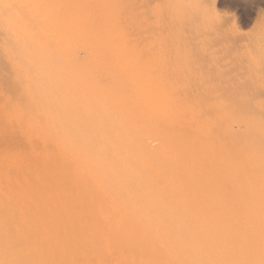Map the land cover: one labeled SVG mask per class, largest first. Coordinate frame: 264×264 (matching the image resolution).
Wrapping results in <instances>:
<instances>
[{"label": "bare ground", "instance_id": "6f19581e", "mask_svg": "<svg viewBox=\"0 0 264 264\" xmlns=\"http://www.w3.org/2000/svg\"><path fill=\"white\" fill-rule=\"evenodd\" d=\"M82 3L83 2L80 0V5ZM84 3H85V1H84ZM75 4H77V3H75ZM78 5H79V2H78ZM83 5H85V4H83ZM54 6H56V5H54ZM57 7H58V4L55 8H57ZM20 8H19V11H20ZM58 8L60 10V6ZM72 8H75V6ZM85 8H86V6H85ZM88 9L90 10V8H88ZM16 12H18V11L16 10ZM60 12H61V10H60ZM68 12L69 13L66 12L67 16L65 15L66 13L65 14L63 13V16H61L62 13H60L61 14L60 15L59 13L57 14V13L53 12V13H50L49 16L46 18V23H48L49 26L51 27V29L54 30L51 36H35V35L29 36L31 34L28 30L29 26L32 27L30 29H33L34 32L39 30L40 25L38 22V16L40 14V11H37V12L35 11L32 18H30L31 20L28 21V23H31V25H29L27 27L28 29H26V30H28L27 32H29L28 36L20 35V37H19L14 32V30H11L13 27L12 28L9 27V23H8V27L10 28L9 30H11V32H14L11 34H14V35L16 34L20 38L19 42L21 44L20 47H21L22 53H20V51H19L20 49H19L18 50L19 51L18 56H16V58L20 57L19 54H21V57H23V60L26 58V60L23 61L22 58L20 57L21 61H23V63L21 62V65H20V66H22V68L20 66L19 67L21 68L20 70H22V71H20L21 83L23 84V87L26 89L27 94H25V95H28V99H26V98H24V99L27 100L29 103L26 104V107H23L25 104L24 105L20 104V101L18 100L19 104L18 103L17 104L22 105V108L23 109L26 108V110H21L19 107L18 108L21 111H23V113H24V111H28L27 105H29V107H30L29 110L31 112H30V116H28V118H29L28 122L31 123V125L34 128L33 131L37 132V135L42 130V134L40 132V135H41L40 138L41 139H39V140L40 141L42 140L44 146L42 145V147H40V144H39V147H38V145L35 143V141L31 140L33 138L31 136V133L27 134L28 136L32 137L31 139L29 137H26L27 139L29 138L28 139L29 143L30 142L32 143V148L30 147L31 144L29 146L30 149L32 150V157L31 158H33V157L37 158V156H40L41 154L43 155L42 159L41 158L38 159L39 161L41 160L40 167L35 169V167H34L35 163L39 165V162L38 163L34 162L33 161V160H35V158H34L33 160L31 159L32 162H34L33 163L34 165L32 163L29 164L30 163L29 160L27 161L26 160L27 158L25 159L26 155L21 156L20 153L16 155L17 157L14 156V158H15L14 159V161H15L14 166H10V168L12 167L11 169L7 167L8 169L6 171H8L9 169L11 171L12 169H14L13 167H15L16 171H19V169L22 167L21 164H23V160H22V162H19V161H21L20 160V159H22L21 157L24 156L23 159H25L27 161V163L29 162L28 164L25 163L26 166L24 165V167H27V169L30 168V170L33 169V167L35 169V171L33 170L35 174H32V172H29V169L27 171L26 168L22 167V169H25L27 172H29L30 174L33 175L32 176L34 178L33 182H29V179L27 178L28 174L26 173V171H25L26 176L24 175L23 180H21V181H19V179L18 180L17 179L12 180L11 179L12 177L11 178L8 177V174L10 175V173H8V174L5 173L8 177V179L6 181L7 182L6 190H3V192L5 193L4 196L6 198L4 204L6 205L7 202L9 203V199H11L13 196H15L16 193L19 194L22 198L25 195L27 197L29 194H31L30 200H31L33 208H30V212L32 210L33 214H34L33 215L34 219L32 220L33 221L32 223H34L33 224L34 228H32V230H31L30 229V227H31L30 223H29V225H27L29 219L27 220L26 226L27 227L30 226L29 227L30 230L27 232L34 230V235H35V236H32V237H34V241H32L33 243L31 244L30 240L32 238L30 240L28 239L29 242L27 240L26 241L24 240V239H27V236H25L26 231H25V233L23 231H21V226H19L20 227L19 231L18 230L16 231V229H15L16 232H14V230L12 229L13 224L11 225L12 228L10 226H8V228L12 229V230H10L7 227L5 228L4 222L1 221L3 226H4L3 228L6 229V230H4L5 232L2 233L3 234L2 236H3V238H5L4 239L5 240L4 245L7 248V251L9 250L12 252L11 249L17 248V251L20 254L19 255L16 254V255L21 256V259H19V260H23L24 258H26L25 256H27V254L28 255L30 254L29 255L30 256L29 260H30V259H32L31 258L32 255H31V253H28V251L29 250L31 251L32 250L31 248H33L34 250H32V254L34 251V255H36V257H38L37 260L39 259L38 261L40 262V264L45 263L47 261L48 262L52 261L53 263L56 262V264L57 263L58 264H65V263L68 264V262H70V263L75 262V264L76 263L77 264H102L103 258L106 259L107 264H264V198L262 199L261 196H259V195L257 196V194L262 189L263 190L261 191V194H264V193H262V192H264V188L259 187V188H261V190L259 189L260 191L258 193H257L258 190L254 191L256 194V196H254V197L253 196L243 197V195H240L242 197L239 200L237 197V200H235L236 198H232V197H234L233 194L230 195L231 189L229 191V194L227 193L228 197L230 196V199L225 198L223 196L224 194H221V197H219V195H215L216 193L214 194V191L215 192L218 191L217 192V194H218L219 191L222 192V190H224V188H223L224 186L222 185L223 184L222 181H224V180L221 181L222 184L220 183L221 184L220 186H218V187L214 186L215 189L213 187H211L212 184H210V183H209L210 186H208L206 181L211 180V178L213 177V174L207 173L206 168H204V164L202 166V163H199L198 161L201 160L200 162H203L202 161V159H203V160H206V162H208V159L212 154H210V156L208 158H206L205 156L208 155L207 153L216 152V151L212 150L213 149L212 146L215 144L214 143L215 141H212V140L209 141V139L207 138L209 144L206 142L205 146H207V144L211 145L210 143L212 142L213 143L211 145L212 149L210 148V150L208 151V148L203 146L205 148V150L207 148L206 151H208V152L203 153L202 155L204 158L200 159V157H202V156L200 155V153L198 154V152H197V148L200 145L198 147H197V145L201 144L203 141L200 142L202 140V138H200L199 135L197 137V134H200L201 133L200 131L203 132L204 129L203 130L201 129V127H200L201 124L200 125H199V123L197 124V122H198L197 121V108H195V107H194V109L191 108L193 105H195L194 103H196L193 96H195V94H197V92L194 89L196 92L195 93L194 90H192L193 88L191 86L194 81L192 82V84L190 81L191 85L188 83V85H190L192 88L190 90V92L191 93L193 92V95H191L190 92H189V94L193 98H191L189 96V99L188 98L185 99L184 94L186 92H184V94L182 93L183 96L180 93H178V91L182 92L185 89L182 91L177 89V92L175 91L177 87L181 88V86L177 85V87H175V90L173 87H171V90H172V88L174 90L172 92L177 93L176 95H178V97L180 96V98H181V99H177L180 101H179V103L177 102L176 107L173 106V109L175 108V110H176V112L175 111H173V112H175L177 114V115L174 114L177 117V119H176L177 126L186 127V131L184 130L183 135H181L179 138L178 136L180 135V133L178 132L179 135L177 134V132L174 133V131H176L177 128L172 125L173 123L171 124L172 126H170L168 124L170 127H172V129L176 128L175 130H173V133L175 135L177 134L176 137H178L179 139H178V143H177L176 140H174L175 136H172V134L169 132L171 134L170 136L173 137V139H172L173 142L169 143V145L167 147L166 146L167 140L165 139L166 142L164 144L166 146L165 148H169V150H173V148H175L181 152H184L187 148L188 149H190V147H193V148L191 149V152L189 153L188 156L186 155V154H188L186 152L188 150L185 151V153H186L185 157H183L184 153L182 154V156H178L179 151L177 150L178 153L177 154L175 153V154L178 157L173 154L174 157L170 156L169 158H171V157L172 158L171 159L168 158L169 160H166L168 155L166 158H164L165 154H163V152H165L166 150H163L164 148L162 149L160 147L156 148L157 146L164 147V145L162 146V144H161V143H164V141L160 142V140L165 138L166 136H164L165 134H163V132H164L163 130H162L163 131L162 133L160 131H158V129H160L159 127L162 124L159 121H162V119H164V118H162L163 114H161L162 116L160 115L161 116V120H160V119H156V118H160V116H159L160 113H158V115L155 113L157 116H159V117H156V115H155V117H154L156 120H159L158 121L159 124L157 126L151 125V124H153L152 117H151V120H152L151 124H149L150 123L149 121H148L149 123L146 122V119L149 118V116H150V112L148 109L149 108V102L147 99L149 96H152V94L148 95V94H150L149 93L150 87L148 84L149 80L143 81L145 78L147 80V77H143L144 79H142V81L144 83L142 84V87H139L140 88V92H139L138 89H136V87H138L139 83H141V82H138V85H135L134 80H137V79L132 80L135 77V75L133 78H130V76H129L130 71L127 72L128 68L126 69V67H125L126 71L120 69V67H119V69H117V68L113 69V67H115V66H113L111 68L112 65H116L115 63H117V60L119 61L117 56H116L117 57L116 60H114L115 58L113 59L114 62L115 61L116 62L114 64H112L111 66H110L111 61L113 63L112 57L110 59L107 56L108 59L110 60V62H108L109 60L107 62H105V60L107 59L106 54L104 55L105 60L102 59L104 57L103 54L106 52L105 51L104 53H102L103 47L105 48V46H106V48L111 49V47H107V45L108 46L114 45V42H115L114 37L116 38L117 36L111 37L112 36L111 34L106 36V38H105V36H101V34H100V36H95V35L91 34L92 32L90 33V30L91 31H92V29L94 30V28H95L94 25L92 28L87 23L86 24L88 25L87 26L88 29H86L87 27L85 29L89 34L85 31L87 33V36L84 35L85 32L82 33V36H81L80 30L83 29V27H85V21L82 22V21L73 19L71 17L72 15L68 16V14H70L71 11L69 10ZM78 12L79 11H77V14L76 13L74 14L76 18L78 16H81V15H78ZM88 13H90V12L88 11ZM88 13L86 14V11H83L81 14L82 15L86 14L85 15V18H86L89 16ZM92 14H94V13H92ZM92 14H90V16ZM99 14H101V13H99ZM94 15L100 16L96 13ZM19 16H20V12H19ZM20 17L18 19H20ZM16 18H17V16L15 15V19ZM102 19L103 18H101V20ZM85 20H87V19H85ZM90 20H91V22L93 20L92 23H95L94 20L99 21V19H92V18ZM23 22L25 23V21H23ZM87 22H90V21L87 20ZM101 22H103V20ZM14 23H15V25H17L16 22H14ZM99 23L100 22H98V25H99ZM114 23L117 24V22H114ZM114 23H113V25H114ZM11 24H13V22ZM4 25L7 26V24H3L2 27ZM23 25H25V24H23ZM23 25L21 24L20 27ZM100 25L102 27L105 26V25H102V23ZM100 25H99V27L101 28ZM11 26H13V25H11ZM95 26H97V24ZM18 27H16V28H18ZM20 27H19V29H20ZM62 28L66 29V30H64L63 32H65V33L61 35L59 33V30ZM115 28H117V27L115 26ZM5 29L8 30V28H5ZM85 29H83V30H85ZM95 29L97 30L98 28H95ZM112 29L113 30L112 31L110 30V32L115 31L114 28H112ZM98 30H100V29H98ZM106 30H108V29H106V26H105L104 32L102 31L103 35H104ZM15 31H17V29ZM18 31H20V30H18ZM21 31H20V34H23L24 31H23V33ZM110 32H108V33H110ZM9 33L10 32H8L6 34V32H5L4 34H6V36L7 35L10 36ZM94 33H95V31H94ZM99 33L98 34L96 33V35H99ZM9 36H7L8 38H6V40H4V41H7V43H9L11 41V40L9 41ZM17 36H15V37H17ZM123 37H124V44L130 43V42H126L127 41L126 39H128V38H126L125 36H123ZM154 37L156 38V36H154ZM157 37H158V40H155L156 42L160 41L159 39H162L161 36H157ZM162 37H164V36H162ZM12 38H13V35H12ZM146 38L144 36V40L146 39L148 41V39H150L151 37L149 38V36L148 37L146 36ZM167 38H168V36H167ZM13 39H15V38H13ZM122 39L123 38H121L120 40L122 41ZM131 39L132 38H130L128 41H130ZM168 39H165V42H167L166 40H168ZM140 40H138V41H140ZM142 40H143V38H142ZM169 40H171V39H169ZM172 40H173V38H172ZM121 41H119V42L121 43ZM161 41H162V43H164L163 39ZM1 42H0V44H1ZM143 42L144 41H142L141 43L143 44ZM152 42L154 43V40ZM156 42H155V44L159 45V43L157 44ZM172 42H175V40ZM131 43H132V41H131ZM141 43H137V45H139L141 47V45H142ZM148 43H149V41H148ZM117 44L118 43H116L115 45L117 46ZM152 44H150L151 47L155 46ZM4 45L5 44H2V46H4ZM134 45L136 46V44H134ZM134 45L132 43V45H130V47L134 46ZM144 45H147V43ZM144 45L141 48L144 49ZM6 46H8V45H6ZM11 46H12V49L14 50V53L15 52L17 53L16 47H14L13 45H11ZM18 46H19V44H18ZM116 46H114L113 49L117 48L118 49L117 51H119V47L121 46V44L118 45V47H116ZM135 46H134V48L137 49L138 46H136V47ZM150 46H149V48H146L148 50V54L150 53L149 51L151 50ZM160 46L162 48L165 47L162 45H160ZM122 47L124 49L125 45H122ZM161 47H159L160 49H158V50H161ZM170 47H172V45H170ZM170 47L168 44V49H170V51H172ZM126 48L128 49V47H126ZM12 49H10V50L12 51ZM108 49H105V50L108 51ZM120 49H121V47H120ZM123 49H121V50H123ZM129 49H130V51L136 50V49H131V48H129ZM129 49H128V54L130 52ZM154 49H157V47ZM147 50H145V51H147ZM3 51H5V50L3 49ZM117 51H115V52L117 53ZM136 51H134V52H136ZM162 51H164V50L162 49ZM7 52H9V51H7ZM134 52H132V53H134ZM141 52H142V50H141ZM151 52L152 53L155 52L153 50V48H152ZM168 52L169 51L167 50V53ZM110 53L112 54L113 52H110ZM116 53H115V55H116ZM132 53H130V54L134 56L135 53L134 54H132ZM170 53H172V52H170ZM119 54H120V52L118 53V55ZM125 54H127V53L125 52ZM157 54H158V52H157ZM159 54H161V53H159ZM166 54H164V55H166ZM115 55H114V57H115ZM145 55H146V52L142 56L143 57L142 59H141V57H139L137 59L138 56L137 57L134 56V57H136L134 59H137V60L141 59L140 60L141 63H142V60L144 59V62H145V58H146V57H144ZM154 55H156V54H154ZM162 55H161V57L164 56V55L163 56ZM111 56H113V55H111ZM151 56H149V58L148 57L147 58L151 61H154V60H152V58L154 57V59H155V56L150 58ZM167 56H168V54H167ZM12 57H15V56H12ZM123 57H125V56L123 55ZM129 57H131V56H129ZM169 57H170V55H169ZM171 57L174 58L175 56L174 55L172 56V54H171ZM177 57H175V58L177 59ZM16 58H15V60H16ZM120 59H123V58L120 57ZM161 59H162V62L164 60H166V58L165 59L161 58ZM167 59H169V58H167ZM172 59H169V60H172ZM174 59L172 60L173 62H174ZM12 60H11V64H12V62H14V58H12ZM17 60H18V58H17ZM16 61H15V63H16ZM121 61H123V60H121ZM156 61H154V62H156ZM177 61H178V59H177ZM126 62H124V64ZM165 62H163V64L167 63V62L166 63ZM15 63H14V65H15ZM130 63H131V61H130ZM137 63H139V62H137ZM141 63H139L137 65L141 66ZM145 63H144V65H142V69H143V67H144V69H148V70H145L146 74H147V71H149V72L151 71V70H149L150 68H146V67H149L148 65L150 63L148 62L147 66H145ZM151 63H153V62H151ZM156 63L154 65L151 64L150 67L153 68L152 66H157ZM159 63H157V64H159ZM177 64H179V63H177ZM16 65H17V63H16ZM120 65H122V63ZM126 65H127V63H126ZM167 65H165V66L167 67ZM173 65H174V63H173ZM127 66H129V65H127ZM133 66H135V62L133 64ZM19 67L16 66V68H18V70H19ZM116 67H118V66L116 65ZM173 67L176 71L175 72L173 71L174 74H172V78L174 77L175 73L176 74L179 73V75L180 74L183 75V73H180V71L177 72V69L181 70V69H179L180 66L177 69H176L177 66H173ZM173 67H171V68H173ZM16 68H15V71H16ZM137 68H140V67L138 66ZM154 68H157V67H154ZM160 68H161V65H160ZM171 68H169V69H171ZM180 68H182V66ZM184 68H186V67H184ZM133 69H135V68H133ZM133 69H131V70H133ZM161 69L158 68L157 70L160 71ZM165 69L166 68H164V70ZM153 70H155V69H153ZM167 70H168V68H167ZM167 70H166V72H167ZM187 70L185 71V73L187 74V75L185 74L187 76V77L186 76L185 77L187 79H184V80H186L188 82V78H189L188 76H189V73L191 72V70L189 69L190 72L188 71V73H187ZM140 71H143V70H141V68H140L138 72H140ZM158 71H157V73L161 75V73H159ZM193 71H194V69H193ZM138 72L136 70V72L134 74H137ZM149 72H148V74L150 76L149 75L148 76L151 77L152 73L151 72L149 73ZM153 72H154V74H152L153 76L158 75L156 73V71H153ZM170 72H171V70L169 71V73ZM181 72H183V71H181ZM155 73H156V75H155ZM162 73H163V71H162ZM195 73H196V71L193 74H195ZM17 74H18V71H17ZM98 74H100L101 77ZM139 74L141 75V73H139ZM163 74L167 75L165 73H163ZM13 75H14V73H13ZM15 75H16V73H15ZM15 75H14V77H15ZM143 75L144 74H142V76ZM179 75H175V76L177 78H179V77H181V75L180 76ZM153 76L151 77V79H153ZM196 76L197 75H194V77H196ZM157 78H160V77H157ZM164 78H166V80ZM164 78H163L164 79L163 80L162 75H161L160 80L159 79L158 80L155 79V80L158 81V83L163 82L161 84L164 85V82L167 81L168 77L164 76ZM17 79H19V78H17ZM170 79H169V81H167V84H169L170 86H173V84L176 85V83L178 84V82H179L178 81L179 79L177 80L178 82L177 81L174 82L173 79H172L173 81ZM182 79H183V77H181V79H180V84L185 82V81H183L181 83ZM161 80H163V81H161ZM191 80H193V79H191ZM13 81H14V79H13ZM172 82H173V84H170ZM151 83H150V85H152ZM153 83H154V81H153ZM12 84L13 83H11V85ZM161 84H159V85H161ZM17 85L18 84H16V86ZM182 85L184 86V84H182ZM139 86H141V85H139ZM165 86H166V84H165ZM165 86H164V90L170 91V87L167 85L169 88V90H168L167 86L166 87ZM153 87L157 89V87H155V85ZM162 87L159 86V88H161V89H162ZM154 88H151V90L153 89L152 91H155V93H157L156 89H154ZM22 89L20 88V91ZM17 91L19 92V90H17ZM24 91L25 90H23V92ZM152 91H150V92H152ZM187 91H189V90H187ZM136 92H138V94ZM160 93L162 94L161 91H160ZM160 93H159L158 97L155 96L157 98H155L153 96L154 99H156L157 101H159L158 98L162 97V96H160L161 95ZM187 94H188V92H187ZM143 95H145V96L148 95L146 102L144 104L142 103V101L145 100V98H143V100L141 101ZM164 95H166V94L164 93ZM172 95L173 94H171V96ZM19 97L20 96L18 95L17 98H19ZM24 97H26V96H24ZM186 97H188V96H186ZM9 98H10V96H9ZM150 98L152 99V97H150ZM182 98H183V100H182ZM161 99H163V97ZM193 99H194V101H193ZM8 100H9L10 104L14 102V100H12L13 102L12 101L10 102V99H8ZM20 100H21V98H20ZM22 100H21V102H23ZM25 100H24V102H25ZM163 100H161V101H163ZM168 100H169V98H168ZM152 101L154 102V100H152ZM169 101H171V100H169ZM7 102L8 101L5 100L6 104H7ZM163 103L161 105L162 107H163ZM170 103L171 104L173 103V99H172V102H170ZM8 104L6 106H8ZM171 104H170V106L167 105L168 109L166 107V110L169 112H170V109L172 106ZM151 105H153V106H151ZM154 105L155 104L150 103L151 109H152V107H154ZM13 106H15V105H13ZM13 106H12V108H13ZM161 106L159 105V107H161ZM140 108H141V110L143 108L148 109L149 116L148 117L145 116L146 117L145 118L142 115H140V111H141ZM154 108H156V107H154ZM154 108H153V110H154ZM8 109H10L9 106H8ZM8 109H6V110H8ZM156 109H158V108H156ZM16 110H18V109H16ZM16 110H13L12 114L15 113L14 116H16V117L18 116V118L21 120H18V119L17 120L22 123L23 115H22V117H21V115H19L22 112L20 111L19 114H17L16 112H18V111H16ZM10 111H12V110L10 109ZM14 111H16V112H14ZM143 111H146V110L144 109V110H142V112ZM154 111L151 110L152 113ZM157 111H159V110H157ZM188 111H189V114L187 113ZM7 112H9V111H7ZM152 113H151V115L153 116L154 113L153 114ZM142 114L144 115V113H142ZM170 114H171V112H170ZM145 115H147V114H145ZM8 117L12 123H13V121H15V120H12L13 118L11 119V117H13L12 115L11 116L8 115L7 119H8ZM198 117H199V120H200V118H203L200 116H198ZM206 119H207V117H206ZM212 119H210L211 121L207 119V121L212 122ZM143 120H145V122H143ZM156 120H154V121H156ZM172 120H170V122H172ZM10 121H8L6 123L9 124ZM168 122H169L168 119L163 120V124L164 123L167 124ZM21 123H18V124H21ZM203 123H204V120L202 121V124ZM213 123H215V122H213ZM24 124L22 123L21 127L18 125L20 128H17V130H19V132H21L22 134L25 131V127L27 126L26 125L24 127L23 126ZM28 126H29V124H28ZM214 126L216 127V125H214ZM29 127H27V128H29ZM164 127H166V125ZM184 127H182V128L184 129ZM22 128H24V129H22ZM169 128L166 130L171 131V129H169ZM187 128L189 129L188 131H187ZM212 128L213 127H211V126L208 127V129H210V131ZM20 129H22L23 132ZM30 129L32 130V127ZM30 129H26V130H30ZM183 129H182V131H183ZM214 129L212 130L211 134H208L210 131L207 130L208 131L207 134H208V136L210 135L209 136L210 139L212 138L211 135L213 134V132L215 133V131L218 130V129H216V130H214ZM166 130H165V133H166ZM245 130H247V129H245ZM8 132H9V130H7V134H8ZM29 132H31V131H29ZM231 132H232V130H231ZM241 132H242V130H241ZM219 133L217 132V134H219ZM224 133H226V132H224ZM247 133H248V131H247ZM10 134H12V133H10ZM24 134L26 135L25 132H24ZM25 135L23 137H25ZM33 135H36V134L33 133ZM203 135H201V136L204 137ZM38 136H37V138H38ZM222 137L220 136V138H221L220 141H222V139H223V142L226 143L228 137H226V139H224V137L223 138ZM197 138H199L200 143H198ZM217 138H218V136H217ZM27 139L24 138V140H27ZM204 140H205V137H204ZM231 140H232V138L230 139V141ZM40 141H38V143ZM223 142H221V143H223ZM29 143H28V145H29ZM159 143H160V145H159ZM225 143H224V145L227 149V146ZM227 143H229V140ZM202 145H204V144H202ZM202 145L200 147H202ZM224 145H222V147ZM227 145L229 146L231 144L229 143ZM236 145L237 144L234 143L233 146L235 147ZM215 146H213V147H215ZM25 147H22V148H25ZM52 147L54 149H56V155L54 158H52L50 156L51 152H53ZM152 147H155L156 149H153ZM208 147H210V146H208ZM217 147H218V145H217ZM217 147H216V150H217ZM242 147L245 148V145ZM40 148H43V149H40ZM150 148L152 150H154V152H152L150 150ZM228 148L233 149V147H228ZM244 148H242V149H244ZM5 149H6V147H5ZM27 149H29V148H27ZM175 149L173 150V153L175 152ZM226 149H224V150H226ZM199 150L202 152V149H199ZM228 150H230V149H228ZM203 151H204V149H203ZM219 151H220V148H219ZM19 152H21V151H19ZM22 152H23V150H22ZM28 152H29V150H28ZM181 152L179 155H181ZM232 152H234V149ZM168 153H170V152H168ZM230 153L231 152L228 151V154H230ZM240 153H241V151H240ZM24 154H26V153H24ZM30 154L31 153L29 152V156H31ZM166 154H167V152H166ZM171 154H172V152H171ZM205 154H207V155H205ZM228 154H226V155H228ZM198 155H200L199 160H197ZM217 155L211 156L210 158L212 159V157H215L213 159H216ZM221 155H223V154H221ZM221 155L220 154L218 155V159L221 157ZM6 156H7V154H6ZM229 156H231V155H229ZM9 157H11V156H9ZM12 158H11V160H12ZM225 158H226V156H225ZM5 159L7 160V158H5ZM229 159H230V157L228 158L227 163L224 162L223 168L225 165L226 166L228 165V162L231 161V159H230V161H229ZM232 159H233V161H231L232 163L230 162L231 165L234 163V160L236 159V157L234 158V156H233ZM238 159H239V157L237 158V160ZM219 160H221V159H219ZM237 160H235V162ZM212 161L213 160L209 161V163ZM8 162H10V161H8ZM214 162H216L218 164V160H216V161L214 160ZM239 162H241V160ZM245 162H246V159H245ZM203 163H205V162H203ZM236 163L238 164V162H236ZM254 163H252V164L254 165ZM10 164H11V162H10ZM222 164L223 163H221V165ZM239 164H240V167L243 168L242 170H240L241 168H238V166L236 169L235 164H233L234 166L232 168L235 167L234 169H236L235 170L236 172H238V170L240 172L243 170L245 171V168H244L246 166L245 163L244 164L239 163ZM31 165H33V167ZM213 165H215V164H213ZM212 166H211V168H213ZM168 167H176V169L174 171L172 170L173 173H171V170H170V172H168V170H169ZM217 167L219 168L220 164H218ZM217 167H216V170H217ZM220 168H219V170H220ZM234 169L232 170V172H234ZM224 170H226V168H224ZM21 171H22V173H24L23 170H21ZM21 171H20V174H22ZM213 171H215V170L213 169L211 172L213 173ZM221 171L223 172V170H221ZM221 171H219V172H221ZM232 172H231V169L227 170L224 178L227 176V173L231 174ZM14 173L11 175L14 176L16 174V173L15 174ZM216 173L214 175V178L217 175L216 180H218L219 178L222 179L223 176L218 177L219 173L218 174H216ZM245 173H246L245 175L249 174L250 180L248 178V181L251 182V179H253L250 176L251 173H249V172L247 173L246 171H245ZM20 174H19V176H21ZM233 174H235V172ZM233 174L231 175V177L232 176L234 177ZM229 176H227V177H229ZM238 176L239 175L236 174L235 177H237V178L234 177L235 180L237 181V179H239L241 181L242 180V179H240L241 177L238 178ZM5 178H6V176H5ZM245 178H246V176H245ZM254 178H255V176H254ZM173 179L176 181H173ZM204 179L206 180L205 182H206L207 187L205 185V187H206L205 190H203L202 188H201L202 189L201 190L199 188L202 184V180H204ZM233 179H232V182L233 181L235 182V180H233ZM31 180H32V178H31ZM230 180H231V178H230ZM230 180L228 179L227 181L230 182ZM243 180H245V179H243ZM255 180L256 179H253V182ZM15 181H16V183L13 184ZM205 182H204V184H205ZM213 182H214V180H213ZM234 182L232 183V185L236 184V182L235 183ZM246 182L247 181H245V183ZM256 182L254 185H256ZM214 183H216V182H214ZM217 183H219V181ZM239 183L242 184V182H238V184ZM258 183H257V185H258ZM73 184H75L74 188H73ZM204 184H203V186H204ZM247 184H248V186L250 185L248 182H247ZM261 185L262 184L260 183V186ZM12 186L14 187V189L12 188ZM16 186H17V188H16ZM4 187H5V185H4ZM253 187H256V186H253ZM225 188L227 189V186ZM239 188H240V185H239ZM241 188H243V187L241 186ZM252 188H251V190H252ZM235 189L238 190V186H236ZM245 189H246V187H245ZM245 189H243V190H245ZM253 189H255V188H253ZM256 189H258V187H256ZM198 190H201V192L203 191L202 193H204V191H205L204 195L202 194L203 196L202 195L200 196L198 193ZM227 191H228V189H227ZM246 191H243V192L240 191V192H242L244 194V193H246ZM223 192H225V191H223ZM240 192L238 191V193H240ZM249 192H251V191H249ZM231 193H232V191H231ZM233 193H235V192H233ZM19 195H16V196H19ZM248 195H250V193ZM222 196L224 198H222ZM29 197L30 196H28V199H29ZM13 201L17 202L15 200H13ZM20 201H21V199H20ZM23 201H21L22 203L18 207V214L17 215L20 216L22 223H24V222L26 223V218L28 216V209H27L26 205L23 203ZM71 201H72V203H71ZM234 201H235V203H236V201H238L239 206H237L236 210L232 211L229 209L230 208L229 203L230 202L233 203ZM68 204H71L72 206L70 205L71 207L67 208ZM9 205L11 206V204H9ZM232 205H234V204H232ZM232 205H231V207H233ZM228 206H229V208H228ZM12 207L14 208V206H12ZM8 208H10V207H8ZM233 208L235 209V206ZM10 210L11 209H9L6 213H5V211H3L5 213V216L3 215L5 217V219L3 217L2 220L6 221V224L8 223V215H9ZM13 212H14V210H13ZM12 213L10 211V214H12ZM15 216H16V214H15ZM16 217H15V219H16ZM14 221H16V220H14ZM21 221H20V223H21ZM18 223L19 222L17 221V224ZM10 224H11V222H10ZM14 225H15V228H18L19 224L18 225L14 224ZM24 230H25V226H24ZM29 235L31 236V233ZM28 238H29V236H28ZM22 240H24L25 242L24 241L20 242ZM17 241L20 243H17ZM27 243H30V245H28ZM70 246L73 247V249L71 248L72 249L71 250L69 248L70 251H68L67 248ZM13 252H14V250H13ZM11 254H9V255H11ZM9 255H8V257H9ZM14 255H15V252H14ZM36 257H35V259H36ZM25 261H27V260H25ZM28 261H27V263H28ZM19 263L20 264H24V263L27 264L24 261H20ZM103 264H105V263H103Z\"/></svg>", "mask_w": 264, "mask_h": 264}, {"label": "rangeland", "instance_id": "374dc122", "mask_svg": "<svg viewBox=\"0 0 264 264\" xmlns=\"http://www.w3.org/2000/svg\"><path fill=\"white\" fill-rule=\"evenodd\" d=\"M75 1L76 0H0V24H1L0 28L2 29V30L0 29V42L3 40L1 42V44H0V264H20L19 263L20 261H24V262L27 263V261L30 258V256H29L30 254L29 255L27 254V256H25L27 259L23 257L27 261H25L24 259L23 260H19V259H21V256H17V255L20 254L17 251V248L11 249L12 252L14 250L15 255H14V252L12 253L9 250L7 251V248L4 245L5 244V242H4L5 238H3V236H2L3 235L2 233L5 232L4 230H6V229L3 228L4 226H5V228L6 227L8 228V226H10L12 228L11 225L13 224V228L12 229L14 230V232H16L17 230L19 231L20 230L19 226H21V231H23L24 233L26 231L25 236H27V239H24V240L25 241L27 240L29 242V240L32 238L30 240L31 244L33 243L32 241H34V237H32V236H35L34 235V230L30 231V232H27L30 229L32 230V228H34V225H33L34 223H32L33 222L32 220L34 219V216H33L34 214H33L32 210L30 212V208H33L31 200H30L31 194L28 195V196H30L29 199H28V196L26 197V195H25L22 198L19 194L16 193L15 196L12 197L13 199L12 198H11L12 200L9 199V203L7 202V204L5 205L4 202H5L6 198L4 196L5 193L3 192V190H6V187H7V182L6 181H7L8 177L9 178L12 177L11 178L12 180H14V179H17V180L19 179V181L23 180L24 175L26 176V174H25L26 170L22 169V167L27 169V167H24V165L26 166L25 163H27L28 160L30 162V163L28 162L29 164H31V163L33 164L34 162H37V163L39 162V165L36 164V163H35V165L33 164L35 169H36V168H39L40 164H41V160L39 161L38 159H40V158L42 159V157H43V155L41 154L42 155V156L40 155L41 157L37 156V158L36 157L31 158L32 157V150L30 149V147L32 148V143L31 142L29 143L28 139L29 138L31 139L33 137L31 140H34L35 143L38 145V147H39V144H40V147H42L43 142H42V140L41 141L39 140V139H41L40 138V136H41L40 132L42 134V130L38 133V135H39L38 136L37 132L33 131L34 128L31 125V123L28 122V120H29L28 116H30V112H31L29 110L30 109L29 105H27L29 107V108L27 107L28 111H24V113H23V111H21V110H26V108H24V109L22 108V105L25 104L23 107H26V104L29 103L27 100L24 99V98L28 99V95H25V94H27L26 93V89L23 87V84L21 83V78H20V76H21L20 71H22V70H20L22 68V66H20V65H21V62L23 63V61L26 60V58L24 57L25 59L23 60V57H21V54H19L20 57L23 60V61H21V58L17 57L18 58V60H17L16 56H18V52L19 51H20V53H22L21 47H20L21 44L19 42L20 41L19 40L20 39L19 38L20 35L28 36L29 32L31 33L29 36H31V35L32 36H34V35L35 36H51L52 35L54 30L51 29V27L49 26L48 23H46V18L49 16L50 13H53V12L57 13V14L58 13L59 14L62 13V15L61 14L60 15L63 16V13L64 14L66 12L69 13L68 11L70 10L71 12H70V14H68V16L72 15L71 17L73 19H75V20H79V21H82V22L85 21V27H83V29H85L88 25H90L92 28H93V25H94L95 28L100 29V30H98V29L96 30L94 28V30L93 29H92V31L90 30V33L92 32L91 34H93L95 36H100V34H101V36H105V38H106V36H108L110 34L112 35L111 37L117 36L116 38L114 37V39H115L114 45H112V46H108L107 45V47H111L112 50L110 48L109 49L106 48V46H105V48L103 47L102 53H104L106 51L103 54V56L106 54V57L108 56L110 59L112 57V60L114 58H115L114 60H116L117 57H118L119 61L117 60V63H115L116 61L114 62V60H113V63H112V61L110 63V66L115 63L118 67H116V65H112L111 68L113 66H115V67H113V69L114 68L119 69V67H120V69H122L124 71H126V69L128 68L127 72L130 71V75H129L130 78H133L134 75H135V77L132 80L137 79V80H134L135 85H138V82H141V83H139V85H141V86L138 85V87H136V89H138L139 92H140V88L139 87H142V84L144 83L143 81H148L149 80L148 84H149V87H150L149 88V93L150 94H148V95L152 94V96L148 97V95H146V96L143 95L141 101L143 100V98H145V100L142 101V103L144 104L146 102L147 97H148L147 100L149 102V108L148 109H149V112H150V116H149L148 109H146V108H143L142 110L145 109L147 112L146 111L142 112V110L140 108V110H141L140 111V115H142L143 117H145V116L148 117L149 116V118L146 119V122L149 121L150 123L149 122L148 123L151 124L152 120H153V124H151V125H156V126L159 124L158 123L159 120H156V119H160L161 120V116H162L161 114H163L162 118H164V119H162V121H159V122H161L163 124V120H165V119L169 120V122L167 124L164 123L162 125L160 123L161 126L160 127L158 126L160 128V129H158V131H160L161 133L164 131L163 134H165L164 136H166L165 138L161 139L162 141L160 140V142L164 141V143H161L162 146L165 144V142L167 140L168 144L166 143V146L168 147L169 143L173 142V140H172L173 137L172 136H175L174 140H176V142L178 143V139L180 138L181 135H183L184 130L186 131V127L182 126V127H184V129H183L182 127L177 126V123H176L177 122L176 121V119H177L176 115L177 114L175 113L176 110H175V108L173 109V106L176 107L177 102L179 103V101H180V100H177V99H181V98H180V96L178 97V95H176L177 93H174L172 91H174L175 87H177V85H178V86H181V88L177 87L175 91L177 92V89L181 90V91L185 89L182 92L178 91V93H180L181 95H182V93L184 94V92H186L184 94V98L185 99L186 98L189 99V96L191 98L194 97L196 103H194L195 105H193L191 108L192 109H194V107L197 108V121H198L197 124L198 123H199V125L201 124L200 125L201 129L202 130L204 129L203 132L200 131L202 134L200 132H199L200 134H197V137L199 135L200 138H202L201 141L199 140V138H197L198 139L197 140L198 143L203 141L201 144H198L197 147L199 145L201 146L202 144H204V145H202V147L199 146L200 148L199 147L197 148L198 154L200 153V155L202 156V157H200V159L204 158L202 154L203 153H207L210 150L211 145L213 144L211 142L210 143L211 145H208L209 144L208 139H209V141L210 140L215 141L214 142L215 144L213 146H215V145L216 146L215 147L212 146L213 149L212 148L211 149L216 151V152L213 151L215 154L211 152V153H207L208 155L205 154L207 156H205V155L204 156L206 158H208L210 156V154H212L211 156H216L218 153L220 155L223 154V155H221V157L219 156L220 157L219 159H221V160L218 159V155L219 154L217 155L216 159H213L215 157H212V159H211L210 158L211 156H210L209 159H208V162H206V160L202 159V161L205 162V163L200 162L201 161V160H199V156L200 155L197 156V160H199L198 162L202 163V166L204 164V168H206L207 173L213 174V177L211 178V180H208L209 182L206 181L205 179L202 180V184H201L199 189L202 188L203 190H205V188L207 187L206 182H207L208 186H210V184H212L213 186L211 185V187H213L214 189H215V187H218V186H220L223 183L222 185L224 187L223 186L222 187L224 188V190H222V192L219 191L220 194L219 193L217 194L218 191H216V192L214 191V194L216 193L215 195H219V197H221V194H224L223 196L225 198L230 199V196L228 197L227 193L229 194V191L231 189L232 193L230 191V195L233 194V196H234L232 198H236L235 200H237V197H238V200H239L242 197L240 195H243V197H249V196H253L254 197V196H256L254 191L258 190L257 191V193H258L261 190V188H264V185H263L264 184L263 183L264 182V0H81L83 2L81 5H80V0H77L76 2ZM84 1H85V3H84ZM78 2H79L80 6L78 5ZM75 3H77V4H75ZM57 4H58V7L60 6L61 12H60L58 7L55 8L57 6ZM83 4H85V5H83ZM54 5H56V6H54ZM73 5L75 6V8H72V7H74ZM85 6H86V8H85ZM19 8H20V11H19ZM88 8H90V10ZM16 10L18 12H16ZM35 11L36 12L40 11V14L38 16V22H39L40 27H39V30L34 32L33 29H30L32 27L29 26V25H31V23H28V21L31 20L30 18H32V16L34 15ZM77 11H79L78 15H81V16H78L79 18L78 17L76 18L75 15H74L75 13L77 14ZM83 11H86V14L89 11L90 12V13H88L89 16L92 13H94V14L96 13V14H98L100 16L92 14L94 17L92 15H91L92 17L91 16L89 17L87 15L88 17L85 18L86 14H84V15L81 14ZM19 12H20V16L21 17L19 16ZM67 13L65 14L66 16H67ZM99 13H101V14H99ZM15 15L17 16L16 19H15ZM19 17H20V19L22 21L20 19H18ZM100 17L103 18L102 19L103 22H101L102 20H101ZM89 18L90 19L91 18L92 19H99V21L98 20L97 21L94 20V22L97 24L98 27L95 26L96 24L92 23L93 20L91 22V20ZM85 19H87L90 22H87V20H85ZM23 21H25V23ZM12 22H13V24H11ZM14 22H16L17 25H15ZM98 22H100L99 25L102 23V25H105L106 29H108V30L105 31V33L107 31L110 32V30L112 31L113 30L112 28H114L115 31L110 32V33L107 32L106 34L104 33V35H103V32L105 30V26L102 27L100 25L101 26V28H100L99 25H98ZM114 22H117L118 25L115 24ZM8 23H9V27H11V28L13 27L11 30H14V32L19 37L16 34L15 35L11 34V33H14V32H11V30H9L10 28L8 27ZM113 23H114V25H113ZM3 24H7V26L4 25L2 27ZM19 24L20 25L21 24L22 25L25 24V25L20 27ZM11 25H13V26H11ZM15 26L16 27L19 26L20 29H19V27L16 28ZM115 26L117 28H115ZM5 28H8V30H6ZM16 29H17V31H15ZM26 29H28L29 32H27L28 30H26ZM83 29L80 30L81 36H82V33H84L86 31V29H88V27L85 30H83ZM18 30H20V31L22 30L21 32L23 33V31H24V33L20 34V31H18ZM64 30H66V29H64V28L60 29L59 33L61 35L64 34L65 33V32H63ZM94 31H95V33H94ZM3 32L4 33L6 32V34L8 32H10L9 33L10 36L7 35V36H9V41L11 40L9 43H7V41H4L8 37ZM86 32L84 33L85 36H87V33H88V32L87 33ZM96 33L97 34L99 33V35H96ZM12 35H13V38H15V39L12 38ZM15 36H17V37H15ZM123 36L128 38V39L125 38L127 40L126 42H130V43H127L128 45L124 44V37ZM144 36H145V38H146V36L147 37L149 36V38L150 37L151 38L153 37V38L152 39L151 38L148 39V41H149V43H148V41L146 40L147 38L144 40ZM154 36H156V38ZM157 36H161V38L164 40L163 41L164 43H162V41H161L162 39H159L160 41L156 42L155 40H158ZM162 36H164V37H162ZM167 36L171 40H169L167 38ZM121 38H123L122 39L123 42L120 40ZM130 38H132V39L130 41H128ZM142 38H143V40H142ZM172 38H173V40H172ZM165 39H168V40H166L167 42H165ZM118 40L121 41V43ZM138 40H140V41H138ZM153 40H154V43L152 42ZM174 40H175V42H172ZM131 41H132L133 45L136 44V46H138L137 49L134 48L135 45L130 47V45H132ZM142 41H144L143 44L141 43ZM155 42L157 44L159 43V45H156ZM116 43H118L117 46L115 45ZM137 43H141L142 44L141 47H143V45L147 43V45H144V49L145 50H147L146 48H149L150 44L153 43L152 45H155V46H153V47L150 46V49L152 50V48H153V50L156 53L155 52L152 53L151 50H150L149 51L150 53L148 54V50L145 51L143 48H141L139 45H137ZM167 43L169 44V47H170V45H172V47H170L172 51H170V49H168V44ZM2 44H5V45L2 46ZM18 44H19V46H18ZM120 44H121V46H120L121 49H123L122 45H125V47H124L125 50L123 49L124 51L121 50L120 47H119V51H117L118 50L117 48L113 49L114 46L118 47V45H120ZM6 45H8V46H6ZM11 45L16 47L17 53L16 52L14 53V50L12 49ZM160 45L165 46V47L162 48ZM126 47H128V49L129 48L136 49L138 52L136 50H134L136 52L130 51V49H129L130 52L128 54V49ZM156 47H157V49H154ZM159 47H161V50H158V49H160ZM9 48L12 49L13 52ZM139 48L142 50V52H141V50ZM3 49L5 51H3ZM105 49H108L109 52L107 50H105ZM162 49L166 53H167V50L169 51L167 53L168 56H167V54L164 51H162ZM7 51H9V52H7ZM115 51H117V53ZM110 52H113V53L111 54ZM114 52L116 53V55H115ZM119 52H120V54H119L120 56L118 55ZM125 52L127 54H125ZM132 52H134L135 54L132 53ZM145 52H146V55L144 57H146L145 58V62L146 63L144 62V59L142 60V63H141L140 60L143 58L142 56L145 54ZM157 52H158V54L159 53H161V54L158 55ZM170 52H172V53H170ZM130 53L134 54V56H136V57L138 56L137 59L139 57H141V59H139V60L134 59L136 57H134ZM154 54H156L157 56L154 55ZM162 54L163 55L166 54V55L163 56ZM171 54H172V56L174 55L175 57L178 56L177 57L178 61H177V59L175 57H174L175 59L173 57H171ZM111 55H113V56H111ZM114 55H115V57H114ZM123 55L125 57H123ZM161 55L163 57H161ZM169 55H170V57H169ZM12 56H15V57H12ZM129 56H131V57H129ZM149 56H151L150 58L155 56V59L158 57L156 59L157 61L154 59V57L152 58V60L156 61L157 63H159L160 61L161 62L159 64H157L156 62L149 60L148 59ZM108 57H107L106 60H105V56L102 59L105 60V62H107L109 60ZM120 57L123 58V59H120ZM12 58H14V62H12V64L14 65L15 61L17 60L16 61L17 65H16V63H15L14 66L11 64ZM15 58H16V60H15ZM161 58H164V59L166 58V60L163 59L164 60L163 62L166 61L167 63L165 62L166 64H163ZM167 58H169V59L173 58L174 62L172 61L173 59L169 60ZM121 60H123V61H121ZM135 60L137 62L141 63V66L137 65L139 63H137ZM130 61H131V63H130ZM108 62H110V60ZM124 62H126L127 65H129V66H127L126 63L124 64ZM134 62H135V66L137 65L136 67L133 66ZM148 62L150 63L149 65H148ZM151 62H153V63H151ZM121 63H122V65H120ZM144 63H145V66H147V65L149 66V67H146V68H150L149 70H151L150 72L152 74H154L153 71H156V73H157V71H158L157 69L158 68L159 69L162 68L163 70L161 69L160 70L161 72L158 71L159 73H161L162 79L164 78V76L168 77L167 81H169L170 78H171L170 80L173 79L174 82H176L179 79L178 80L179 82L177 81L178 84L176 83V85H175L172 82L170 84H173V86H170L169 84H167V81H165L166 83L164 82V85L161 84L163 82L158 83V81L155 80V79H157V80L159 79L160 80V78H161V75L158 74V73L157 74L159 76L156 75V73H155L156 76H153L151 74V77L153 76V79H151V77H149L150 75L148 74L149 71H147V74H146V71H145V70H148V69H144V67L142 69V65H144ZM155 63H156L157 66H152L153 68H151L150 67L151 64L154 65ZM173 63H174V65H173ZM177 63H179V64H177ZM160 65H161V68H160ZM165 65H167V67ZM178 65L180 67L182 66V68H180ZM16 66L17 67L20 66L21 68L19 67V70H18V68H16ZM138 66L143 71L138 72L139 69H140V68H137ZM173 66H177L176 69L178 67H179V69H181V70L177 69V72L180 71V73H183V75L182 74H180V75H181V77H183V79L181 80V83L183 81H185V82L182 83V84H184V86L182 84H180L181 77H179L180 76L179 73H177V74L175 73V75H179L178 76L179 78H177L175 75L172 78V74H174V72L176 71ZM14 67L16 68V71H15ZM125 67H126V69H125ZM154 67H157V68H154ZM163 67L166 68V69L164 70ZM171 67H173V68H171ZM184 67H186V68H184ZM130 68L131 69L135 68V69L131 70ZM167 68H168L169 71L171 70L170 73L167 70ZM169 68H171V69H169ZM153 69H155V70H153ZM189 69L191 70V72L189 71ZM193 69H194V71H193ZM136 70H137L138 73L134 74L136 72ZM166 70H167V72L169 74L166 72ZM186 70H187V73H188V71L190 72L189 76H188L189 77L188 78V82L186 80H184V79H187L186 78L187 74L185 73ZM17 71H18V74H17ZM162 71H163V73L167 74L168 76L164 75L162 73ZM181 71H183V72H181ZM195 71H196V73L193 74ZM13 73H14V75L16 73L17 76L15 75V77H14ZM139 73H141V75ZM142 74H144V75L142 76ZM98 75L100 76V74H98ZM194 75H197V76L194 77ZM16 77L19 78V79H17ZM143 77H147V80H146V78L144 79ZM157 77H160V78H157ZM190 78L193 79V80H191ZM13 79H14V81H13ZM142 79H144V80L142 81ZM164 79L166 80V78H164ZM152 80L154 81L155 84L153 83ZM163 80H161V81H163ZM190 81H191V84L194 81L192 85L190 84ZM11 83H13V84L11 85ZM150 83L152 85L154 84L155 87H157V89L153 87L154 85L153 86L150 85ZM188 83L192 86L193 89L191 88L190 85H188ZM16 84H18V85L16 86ZM159 84H161V85H159ZM165 84H166V86L168 85L170 87V91L164 90ZM159 86H161V87L163 86L162 89L159 88ZM168 86H167V89L169 90ZM171 87H173L174 90H173V88L171 90ZM20 88L21 89L23 88V89L20 91ZM151 88L156 89L157 93H155V91H152L153 89L151 90ZM191 89L192 90L195 89L196 92H197V94H195L196 92L194 90L195 96H193V97L191 96V95H193V92L192 93L190 92ZM17 90H19V92ZM23 90H25V91L23 92ZM187 90H189V91H187ZM150 91H152V92H150ZM160 91L162 92V94L160 93ZM169 92L171 94H173V95L171 96V94ZM187 92H188V94L190 92L191 95L190 94L188 95ZM136 93L138 94V92H136ZM159 93L161 94L160 96H162L164 100L161 99L162 97L158 98L159 101L154 99L155 96H157V97L159 96ZM164 93L166 95H164ZM18 95L20 96L19 98H17ZM9 96H10V98H9ZM24 96H26V97H24ZM186 96H188V97H186ZM150 97H152V99ZM157 97H155V98H157ZM20 98H21V100L23 99L22 100L23 102L25 100L26 103L25 102L24 103L21 102ZM168 98L171 101H169ZM8 99H10V102L12 100H14L15 103L12 101L14 104L13 103L10 104ZM172 99H173V103L171 104L170 102H172ZM194 99H193V101H194ZM5 100L8 101L7 104L9 103L8 106H9V108L12 111H10V109H8V106H6L7 104L5 103ZM18 100L20 101V104H22V105H18L19 104ZM152 100H154V102ZM161 100H163V101H161ZM182 100H183V98H182ZM150 103L151 104L152 103L155 104L154 107H156L158 109H156L154 107H152V109H151V106H153V105L150 106ZM162 103H163V107L161 106ZM12 104L15 105V106H13ZM158 104L161 107H159ZM170 104L172 105L171 109H170L171 114H170L169 111L166 110V107L168 109V106H170ZM12 106H13L14 109L12 108ZM153 108H154L155 111L153 110ZM6 109H8V110H6ZM16 109H18V110H16ZM150 109L152 111H154L153 112L154 113L153 116L151 115L152 112H151ZM13 110L18 111V112L14 111L17 114H19L20 111L22 112L19 115H21V117L23 115L22 123L23 124L25 123L23 126L25 127L27 125L25 127V131H24L26 133V135L24 134V132L22 130L24 128H22L20 130L23 132L25 137H23L24 135L21 132H19V130H17V128L21 127L22 123L20 121H18V120H21V119L18 118V116L17 117L14 116L15 113L12 114ZM157 110H159V111H157ZM7 111H9L11 114L9 112H7ZM173 111H175V112H173ZM142 113H144V115ZM155 113L157 115H158V113H160L159 114V116L161 115L160 118H156L155 119L154 118L155 115H156ZM187 113L189 114V111ZM7 114L9 116H11V115L13 116V117H11V119L13 118L12 120H15V121H13V123L10 121L9 117L7 119V116H8ZM145 114H147V115H145ZM174 114H176V115H174ZM157 115H156V117H159ZM198 116L203 117V118H200V120H199ZM151 117H152V120H151ZM206 117H207L208 120L213 118L212 122H210L211 120L207 121ZM154 120H156V121H154ZM170 120H172V122H170ZM203 120H204V123L202 124ZM8 121H10L11 123L9 122V124H7L6 122H8ZM143 122H145V120H143ZM213 122H215L216 124L213 123ZM18 123H21V124H18ZM28 124H29L30 127L28 126ZM168 124L170 126L173 125L174 127L177 128V130L174 131V133L177 132L178 135L180 133V135L178 136L179 138L176 137L177 134L175 135L173 133V130H175L176 128L173 127L174 129H172V127H170ZM165 125H166V127H164ZM214 125H216V127ZM207 126L208 127H210V126L213 127L211 129V131H210V129H208ZM27 127H29V128H27ZM31 127H32V130L30 129ZM167 127L168 128L170 127L169 129H171V131H169V130L167 131L166 130V129H168ZM181 128L183 129V131H182ZM26 129H30V130H26ZM213 129L214 130L218 129L216 131L218 133L219 132L220 133L217 134L216 131H215V133L213 132V134L211 136H212V138L213 137L214 138L210 139V137H209L210 135L208 136V134H211ZM245 129H247V130H245ZM7 130H9L8 134H7ZM165 130H166V133H165ZM188 130L189 129L187 128V131ZM207 130L210 131V132L208 133ZM231 130H232V132H231ZM241 130H242V132H241ZM29 131H31V132H29ZM247 131H248V133H247ZM169 132L172 134V136H170L171 134ZM224 132H226V133H224ZM10 133H12V134H10ZM30 133H31L32 137L27 135V134H30ZM33 133H35L36 135H33ZM201 135H203L205 137V140H204V137H202ZM37 136H38V138H37ZM217 136H218V138H217ZM220 136L221 137L223 136L224 139H226V137H228L227 142L229 140V143L231 145L232 144L234 145V143L237 144V145L235 147L233 145L232 146L231 145L228 146L227 144H229V143L223 142V139H222V141H220L221 140ZM26 137H29V138L27 139ZM24 138L27 139V140H24ZM231 138H232V140L230 141ZM38 141H40V142L38 143ZM206 142L208 143L207 146H205ZM221 142H223V143H221ZM28 143H29V145H28ZM224 143L226 144L227 149H226ZM30 144H31V146H30ZM159 145H160V143H159ZM217 145H218V147H217ZM222 145H224V146L222 147ZM244 145H245V148L242 147ZM21 146L22 147L26 146V147L22 148ZM166 146L165 145H164V147L157 146L156 148H158V147H160L162 149L164 148L163 150H166V151L163 152V154H165V156L164 155L163 156H164V158H166L167 155H168L166 160H169V159L172 158V157L171 158H169V157L170 156L174 157V155H176L179 150L173 148V150L175 149V152L173 153V150H169V148H165ZM203 146L207 147L208 151H206L207 148L205 150V148ZM208 146H210V147H208ZM5 147H6V149H5ZM216 147H217V150H216ZM228 147H233L235 153L232 152L233 151L232 148H228ZM27 148H29V149H27ZM152 148L156 149L155 147H152ZM192 148L193 147H190V149H188V148L186 149L188 151L190 150L189 152L185 150L188 154H186L185 151L184 152L179 151L178 156H182L183 153H184L183 157H185V154L188 156L189 153L191 152ZM219 148H220V151H219ZM223 148L226 149L227 151L224 150ZM242 148H244V149H242ZM40 149H43V148H40ZM199 149H202V152ZM203 149H204V151H203ZM228 149H230V150H228ZM22 150H23V152H22ZM28 150L31 153L30 154L31 156H29ZM150 150L152 152H154V150H152L151 148H150ZM19 151H21V152H19ZM52 151L53 152H51L50 156L52 158H54L55 155H56V149H54L52 147ZM228 151L231 152V153L228 154ZM240 151H241V153H240ZM166 152H167V154H166ZM168 152H170V153H168ZM171 152H172V154H171ZM180 152H181V155H179ZM19 153H20L21 156L22 155H24V156L26 155L27 157L25 156V159L27 158L26 159L27 161L25 159H23L24 156L21 157L22 159H20L21 161H19V162H22V160H23V164H21L22 167L19 169V171H16L15 167H13L14 169H12L10 171V169L12 168V167L10 168V166H14V164H15L14 156L17 157L16 155L19 154ZM24 153H26V154H24ZM6 154H7V156H6ZM226 154H228V155H226ZM229 155H231V156L233 155L234 158L236 157L235 160H237V158L239 157V159L236 161V162H238V164L235 162V160H234V163H233V164L236 165L235 166L236 169H237V166H238V168H241L239 163H241V164L245 163L246 166L245 167L243 166L245 168V171L247 173L248 172L251 173L250 176L253 179H256V180L254 182H253V179H251V182L248 181L249 174H247L248 176L245 175L246 173H245L244 170L241 171V172L238 170L239 173L236 172L235 171L236 169H234L235 167L232 168L234 165L233 164L231 165V163H232L231 161H233V159H232L233 156L231 157ZM9 156H11V157H9ZM225 156H226V158H225ZM229 157L231 159V161L229 159V161L231 163L228 162L229 166L225 165L224 168H226V170H224V168H223L224 162L227 163V160H228ZM5 158H7V160ZM11 158H12V160H11ZM34 158H35V160H33ZM31 159L34 162H32ZM245 159H246V162H245ZM211 160H213V161L209 163V161H211ZM214 160L215 161L218 160V164H220V167H221V168L219 167L220 170L217 167L218 164L216 162H214ZM240 160H241V162H239ZM8 161H10L11 164ZM220 162L223 163V164L221 165ZM252 163H254V165ZM209 164L210 165L211 164L212 165L215 164V165H213V166L211 165L213 167V168H211V166ZM33 165H31V166L33 167ZM215 166L217 167V170H216ZM7 167L10 168L8 171H6L8 169ZM34 167L31 170H30V168H28L29 172H32V174H35L34 173V171H35ZM28 169H27V171H28ZM168 169H169L168 172H170V170H171V173H173V171L176 169V167H168ZM213 169L217 173L215 171H213V173H212L211 171ZM229 169H231V172L234 169V172H235V174H233L234 172H232L231 174H229L230 172L227 173V176H229V175L230 176L229 177L226 176L225 178L227 180L228 179L230 180V178H231L230 182H228L224 178V176L226 175L227 170H229ZM242 169L243 168H241L240 170H242ZM21 170H23L24 173H22ZM221 170H223V172ZM20 171H21V173L23 175L20 174ZM27 171H26V173L28 174L27 178L29 179V182H33V179H34L32 177L33 175L30 174ZM219 171H221V172H219ZM5 173L6 174L10 173V175L8 174V177H7V175ZM13 173L15 174L14 176L11 175ZM215 173L216 174H218V173L220 174L221 173L220 175L218 174V177L223 176L222 179L219 178L218 180H216L217 179V175L214 178ZM19 174L21 176H19ZM232 174L234 175V177L236 176V174H238L239 175L238 178L241 177L240 179H242V180L240 181L239 179H237V181L238 182H242V184L241 183L238 184V182L235 180V178H237V177L234 178L232 176L234 178L233 179L231 177ZM244 175L246 176L247 179L245 178ZM5 176H6V178H5ZM254 176H255V178H254ZM31 178H32V180H31ZM232 179L235 180V182H236L235 185L233 184L234 186L232 185V183L234 182V181L232 182ZM243 179H245V180H243ZM213 180L216 183H214ZM222 180H224V181H222ZM249 180H250V178H249ZM173 181H176V180L173 179ZM203 181L204 182L206 181L205 184H204ZM218 181H219V183H217ZM221 181H222V183H221ZM245 181H247L251 186L250 185L248 186L247 182L245 183ZM255 182H256V185H254ZM15 183H16V181L13 184H15ZM257 183H258V185H257ZM260 183L262 184L261 186H260ZM203 184H204V186H203ZM224 184L227 186L228 191L225 188L226 186ZM4 185H5V187H4ZM74 185L75 184H73V188L75 187ZM205 185H206V187H205ZM239 185H240V188H241V186L243 187V188H241L242 190L239 188ZM236 186H238V190L235 189ZM253 186L258 187V189H256V187H253ZM245 187H246V189H245ZM252 187L255 188V189H253ZM259 187H261V188H259ZM12 188L14 189L13 186H12ZM16 188H17V186H16ZM251 188H252L253 191L251 190ZM243 189H245V190H243ZM201 190H198V193H199L200 196L202 194L204 195V193H205V191H204V193H202L203 191L201 192ZM223 191H225V192H223ZM238 191L239 192L240 191H242V192L246 191V193L247 192L248 193L247 194L246 193L243 194L242 192H240L241 193L240 194V193H238ZM249 191H251L252 193L249 192ZM261 191L257 194V196L259 195L263 199L264 198L263 197L264 194H261ZM233 192H235V193H233ZM249 193H250V195H248ZM262 193H264V192H262ZM16 195H19V196H16ZM223 196H222V198H224ZM20 199H21V201L24 200L23 203L26 205V207L28 209V216L26 218V223L24 222L25 224L22 223V221L20 219V216L17 215L18 214V207L22 203L20 201ZM13 200H15L17 202H14ZM71 203H72V201H71ZM230 203H229L230 208H229V206H228V208L230 210H232V211L236 210L237 206H239L238 201H236V203H235V201L233 203H231V204ZM9 204H11V206ZM232 204H234V205H232ZM70 205L71 204H68L67 208H70L72 206V205L71 206ZM231 205L233 207L235 206V209L233 207H231ZM7 206L10 207V208H8ZM12 206H14V208ZM9 209H11L10 210L11 213L13 212V210H14V212L15 211L16 212L15 213L13 212L12 214H10V211H9L8 223L6 224V221H3L2 219L5 216V213ZM3 211H5V213ZM15 214H16L17 217L15 216ZM15 217H16V219H15ZM4 219H5V217H4ZM28 219H29V221H28V224H27V220ZM14 220H16V221H14ZM1 221L4 222V224H5L4 226H3ZM9 221L11 222V224H10ZM17 221L19 222L18 223L19 225L17 224ZM20 221H21V223H20ZM29 223H30L31 227L30 226H28V227L26 226V224L29 225ZM14 224L18 225L19 229L15 228ZM24 226H25V230H24ZM29 227H30V229H29ZM11 228H8V229L12 230ZM15 229H16V231H15ZM30 233H31V236L29 235ZM28 236H29V238H28ZM24 240H22L20 242H23ZM20 242L17 241V243H20ZM30 243H27V244L30 245ZM69 248L73 249V247L70 246V247L67 248L68 251H70ZM31 249L34 250L33 248H31ZM32 250L31 251L29 250L28 253H31V255H32L31 258L32 259L34 258V259L33 260L30 259L27 264H40V262L38 261L39 259L37 260L38 257H36V255H34V251H33V254H32ZM9 254H11V255H9ZM8 255H9V257H8ZM35 257H36V259H35ZM47 263L48 264H56V262L53 263L52 261H49V262L47 261V262L41 263V264H47ZM103 263L107 264L106 263V259H104V258H103ZM68 264H75V262H71V263L68 262Z\"/></svg>", "mask_w": 264, "mask_h": 264}]
</instances>
